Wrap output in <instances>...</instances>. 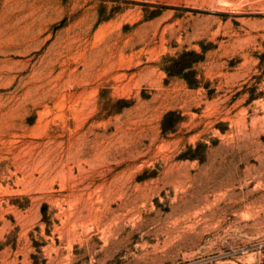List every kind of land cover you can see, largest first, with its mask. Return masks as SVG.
Segmentation results:
<instances>
[{
    "label": "rangeland",
    "instance_id": "1",
    "mask_svg": "<svg viewBox=\"0 0 264 264\" xmlns=\"http://www.w3.org/2000/svg\"><path fill=\"white\" fill-rule=\"evenodd\" d=\"M0 264H264V0H0Z\"/></svg>",
    "mask_w": 264,
    "mask_h": 264
},
{
    "label": "bare ground",
    "instance_id": "2",
    "mask_svg": "<svg viewBox=\"0 0 264 264\" xmlns=\"http://www.w3.org/2000/svg\"><path fill=\"white\" fill-rule=\"evenodd\" d=\"M108 215L107 216H109V212H106ZM97 216H98V218H99V222H98V224H104V219L105 218H107V216H105L104 218H103V215H104V213L103 214H101V215H99V213H97L96 214ZM117 220H118V216L117 215H112V217H111V219H110V221H108V222H106V224H107V227H108V229H109V231L112 233V225H115L116 223H117Z\"/></svg>",
    "mask_w": 264,
    "mask_h": 264
}]
</instances>
